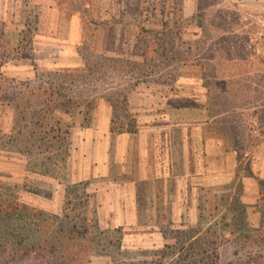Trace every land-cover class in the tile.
Segmentation results:
<instances>
[{"label":"rangeland","instance_id":"374dc122","mask_svg":"<svg viewBox=\"0 0 264 264\" xmlns=\"http://www.w3.org/2000/svg\"><path fill=\"white\" fill-rule=\"evenodd\" d=\"M109 118L114 135L142 130L160 160L141 180L135 140L114 166V181H137L139 225L101 221L109 179L76 181L95 150L86 130ZM255 130L264 135V0H0V203L33 209H0V264H183L180 233L213 227V204L237 196L238 179L244 190ZM178 189L203 207L201 224H172ZM255 207H240L233 236L218 232L219 264H264V242H245L264 231V184ZM155 229L173 254L126 237Z\"/></svg>","mask_w":264,"mask_h":264},{"label":"crops","instance_id":"0c3cea01","mask_svg":"<svg viewBox=\"0 0 264 264\" xmlns=\"http://www.w3.org/2000/svg\"><path fill=\"white\" fill-rule=\"evenodd\" d=\"M74 54L76 56L73 57V64H75V66L83 64L84 61L82 57L79 56L77 50ZM104 108L106 111L108 110L106 105H104ZM254 133L255 138H258V143L252 148L253 157L251 166H249L251 173L248 178H244V190L241 197L242 203L253 209L256 208L255 205L258 203V199L261 196V182L264 181V135L259 130H255ZM144 134L141 130L139 131V134L137 133L136 137L130 133L114 135L111 131V118H109L108 121L104 122V125H102V128L100 129H93V127L88 128L86 130V135H84L86 140H82L84 147L94 145L95 150L94 154H90L91 156L86 157L90 164L89 171L86 172V174L79 176L76 181H85L92 178L109 179L108 181L111 186L107 190L103 189L98 192V197L100 200V209H102L101 221L106 224H111L113 227L139 225L140 220H142L141 218H143L138 211L137 205V181L129 179L119 182L116 180L114 181L112 177L115 175V165L119 164L120 167L124 169V164H127V160L130 161V152H132L134 147L135 149L137 148L136 145L132 144V141L138 140V152L141 157L140 166H142L143 172L145 173L141 180L146 181L151 178L149 171L154 165H159L158 163L160 160H151L150 155H152L153 151L151 141L148 136ZM207 139L208 138H205L204 135L200 136V143L202 146L208 147L210 145L211 139ZM220 142L222 143V141ZM112 147L114 149V153L111 151ZM168 150H170V146L168 147ZM165 151H167V149H164V152ZM221 153L225 155L223 147L221 148ZM221 168L223 169V166ZM223 171L221 174H223ZM233 176L236 178V170L234 171ZM180 189H178V192L176 193V199L178 201L176 200L172 202V224H198V204L194 205L192 202L189 204L188 199L181 200L180 197L184 193H181ZM183 213H185V215ZM259 218H261L259 212L252 213V220L254 222L260 221ZM126 237H130L132 239L134 238L135 241L132 243L131 247L137 248L142 246L145 249L155 248L159 250L164 248L166 242V238L162 230L160 231L156 229L149 232L137 231L127 235ZM152 238L155 239V241H153ZM121 250H123V245Z\"/></svg>","mask_w":264,"mask_h":264},{"label":"trees","instance_id":"16d2710c","mask_svg":"<svg viewBox=\"0 0 264 264\" xmlns=\"http://www.w3.org/2000/svg\"><path fill=\"white\" fill-rule=\"evenodd\" d=\"M124 105L126 104V99L124 97L123 99ZM113 124V120H112ZM111 131L113 130V127L111 128ZM133 133L135 131H119V133ZM239 181L237 182V189L239 194L237 196L234 195H228L220 198L216 203L213 204L211 212L212 215L210 217L211 221L214 222L213 227L210 225L207 229H200L198 228H190V230L186 232H181V239L185 245H187L188 251L182 256V261L183 264H197L199 262L200 264H219L218 263V258H216L217 254V247L218 244H220L222 241L221 237H218L217 234L219 231L222 232H229L230 236H233L234 233L233 231H228V229L233 226V219L236 220L240 218L239 216V210L240 207L244 209L246 207L245 204L242 203L241 197H242V192H243V183L242 180L238 179ZM264 184V182H261V186ZM15 202V201H14ZM4 205L5 208H7V214L2 213L3 215H8L9 214H14L13 212H23V210L19 209L20 207L24 210H33L30 207H27L26 205H20V204H15L13 201H9L7 199H4L0 203V209H2V206ZM8 205V206H7ZM10 206V207H9ZM13 208L12 212L9 213L10 208ZM199 224L202 223L204 220L203 216V207L199 205ZM218 213L221 214L220 220H218ZM22 215H24L22 213ZM1 217V215H0ZM264 217V215H263ZM242 218L244 222H246L248 225V217L246 213H243ZM222 221V222H221ZM245 224V223H244ZM264 225V224H263ZM236 226L238 229V232H241L243 230L242 224L239 223ZM252 232L255 234L251 237H246L245 242H253L254 243L258 241L264 242V231L262 229H253ZM213 235V236H211ZM166 238V237H165ZM180 238H176V242L178 243ZM182 244V242H180ZM173 246L165 243L164 248L162 251H160V254H162V257L165 258L169 256L170 254H173V251L171 252V248ZM196 254V256L200 257L199 261H196L195 258L193 257L192 254ZM176 254V253H175ZM264 256L262 255V258ZM250 260H253L254 256H249L248 257ZM264 259V258H263ZM206 261V262H205ZM180 262V261H178ZM177 263V262H176Z\"/></svg>","mask_w":264,"mask_h":264}]
</instances>
